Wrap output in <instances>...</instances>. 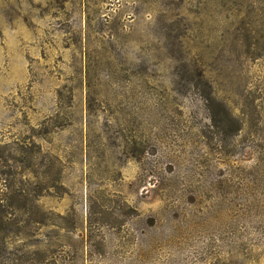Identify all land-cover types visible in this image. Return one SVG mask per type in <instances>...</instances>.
Here are the masks:
<instances>
[{
    "label": "rangeland",
    "instance_id": "rangeland-1",
    "mask_svg": "<svg viewBox=\"0 0 264 264\" xmlns=\"http://www.w3.org/2000/svg\"><path fill=\"white\" fill-rule=\"evenodd\" d=\"M0 264H264V0H0Z\"/></svg>",
    "mask_w": 264,
    "mask_h": 264
}]
</instances>
